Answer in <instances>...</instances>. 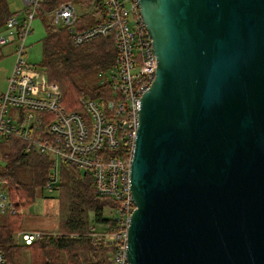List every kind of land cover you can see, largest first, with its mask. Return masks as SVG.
<instances>
[{
    "label": "water",
    "instance_id": "95a60500",
    "mask_svg": "<svg viewBox=\"0 0 264 264\" xmlns=\"http://www.w3.org/2000/svg\"><path fill=\"white\" fill-rule=\"evenodd\" d=\"M156 60L128 264H264V0H137Z\"/></svg>",
    "mask_w": 264,
    "mask_h": 264
},
{
    "label": "built area",
    "instance_id": "2783aa9c",
    "mask_svg": "<svg viewBox=\"0 0 264 264\" xmlns=\"http://www.w3.org/2000/svg\"><path fill=\"white\" fill-rule=\"evenodd\" d=\"M25 16L9 17L0 34V47L14 43L15 61L0 94V141L14 140L25 152L50 156L88 173L99 196L114 202V214L106 230L90 227L92 239L112 246L111 264H128L126 241L129 217L134 209L130 193L129 167L136 129L140 98L154 78L156 66L151 40L140 17L137 0H91L81 8L60 0L43 11L47 0H22ZM43 12L56 28L68 30L75 45L96 36L111 35L117 52V67L110 72L112 95L106 100L81 99L82 110L66 111L61 105V92L56 83L25 58V39L31 22ZM95 11L97 22L73 31L78 17ZM14 110L10 113V110ZM55 178L48 179V190ZM0 179V214L16 213ZM40 230L20 233L23 243L41 239ZM0 264L5 258L0 251Z\"/></svg>",
    "mask_w": 264,
    "mask_h": 264
},
{
    "label": "trees",
    "instance_id": "16d2710c",
    "mask_svg": "<svg viewBox=\"0 0 264 264\" xmlns=\"http://www.w3.org/2000/svg\"><path fill=\"white\" fill-rule=\"evenodd\" d=\"M60 0H47L42 10H49ZM81 8L91 0H68ZM95 11L78 17L72 27L78 31L97 22ZM10 13L5 0H0V28ZM36 18L43 24L45 33L41 41V66L49 82L60 89L61 105L66 111L82 110L81 99L106 100L112 95L110 72L117 67V52L111 35L96 36L90 41L75 45L73 35L66 29L56 28L43 12ZM0 179L15 214H0V251L5 264H111L112 246L104 240L92 239L90 227L106 230L111 219L105 211L114 210L112 199L95 193L88 173L63 162H54L47 155L25 152L14 140L0 141ZM59 173L51 192H57V235H48L25 244L15 235L23 231V209L37 197H44L51 169ZM58 180V181H57ZM47 198V197H44ZM51 198V197H50ZM45 232V231H44Z\"/></svg>",
    "mask_w": 264,
    "mask_h": 264
},
{
    "label": "rangeland",
    "instance_id": "374dc122",
    "mask_svg": "<svg viewBox=\"0 0 264 264\" xmlns=\"http://www.w3.org/2000/svg\"><path fill=\"white\" fill-rule=\"evenodd\" d=\"M8 10L10 13L18 14V18L25 16L24 5L22 0H5ZM47 18V17H46ZM4 29H0V34H4ZM45 29L43 24L38 18H35L31 22V31L25 39V60L35 66H41V41L44 37ZM13 48L3 47L1 48L2 56L0 57V93L3 92L6 85V78L10 74L14 61L15 55L13 53ZM98 102L101 99H96ZM14 110H10V113H13ZM21 145V144H20ZM0 165H3V161L0 160ZM57 172V173H56ZM59 173V167L51 169V174L53 177ZM58 181V180H57ZM56 182V181H55ZM44 197H37L34 202L23 209L24 230H40L45 231L48 235H57V192H51L49 190L44 192ZM51 197V198H50ZM106 216H111L114 214V211L108 210L105 211Z\"/></svg>",
    "mask_w": 264,
    "mask_h": 264
},
{
    "label": "crops",
    "instance_id": "0c3cea01",
    "mask_svg": "<svg viewBox=\"0 0 264 264\" xmlns=\"http://www.w3.org/2000/svg\"><path fill=\"white\" fill-rule=\"evenodd\" d=\"M23 3V2H22ZM5 26V25H4ZM4 26L2 27V28H0V29H4ZM8 47V46H10V47H12L13 49H14V43H10V44H6V45H3V46H1L0 47V57L2 56V52H1V48H3V47ZM13 53H14V50H13ZM34 66V65H33ZM10 75V74H9ZM8 75V76H9ZM8 76H7V78H8ZM7 78H6V80H7ZM6 86V85H5ZM5 89V88H4ZM4 91V90H3ZM2 93V92H1ZM0 93V94H1ZM25 231H33V230H23V231H20V232H25Z\"/></svg>",
    "mask_w": 264,
    "mask_h": 264
},
{
    "label": "bare ground",
    "instance_id": "6f19581e",
    "mask_svg": "<svg viewBox=\"0 0 264 264\" xmlns=\"http://www.w3.org/2000/svg\"><path fill=\"white\" fill-rule=\"evenodd\" d=\"M5 190H6V188H5ZM11 206H14V204L11 203ZM15 210H16V209H15ZM4 214H5V213H4ZM14 214H15V213H14ZM20 233H22V232H20V231L17 232L16 235H15V237H16L17 240H19L20 242H22L21 237H20Z\"/></svg>",
    "mask_w": 264,
    "mask_h": 264
}]
</instances>
